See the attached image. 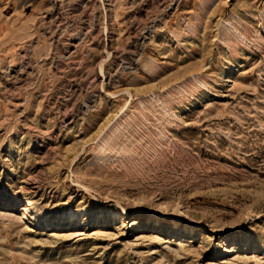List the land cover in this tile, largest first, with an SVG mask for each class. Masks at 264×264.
I'll list each match as a JSON object with an SVG mask.
<instances>
[{"label":"rangeland","instance_id":"rangeland-1","mask_svg":"<svg viewBox=\"0 0 264 264\" xmlns=\"http://www.w3.org/2000/svg\"><path fill=\"white\" fill-rule=\"evenodd\" d=\"M0 264H264V0H0Z\"/></svg>","mask_w":264,"mask_h":264},{"label":"bare ground","instance_id":"bare-ground-1","mask_svg":"<svg viewBox=\"0 0 264 264\" xmlns=\"http://www.w3.org/2000/svg\"><path fill=\"white\" fill-rule=\"evenodd\" d=\"M90 25V24H89ZM71 45V44H70ZM71 47H75L74 44L71 45ZM123 212V211H122ZM121 213V212H120Z\"/></svg>","mask_w":264,"mask_h":264}]
</instances>
